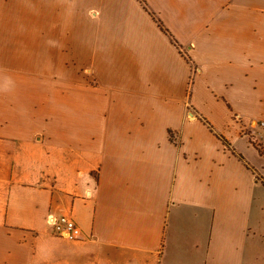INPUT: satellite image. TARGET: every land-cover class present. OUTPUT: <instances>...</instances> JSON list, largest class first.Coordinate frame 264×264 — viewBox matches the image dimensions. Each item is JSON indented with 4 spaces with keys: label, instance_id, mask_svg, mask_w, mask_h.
<instances>
[{
    "label": "crops",
    "instance_id": "0c3cea01",
    "mask_svg": "<svg viewBox=\"0 0 264 264\" xmlns=\"http://www.w3.org/2000/svg\"><path fill=\"white\" fill-rule=\"evenodd\" d=\"M143 1L0 0V264H264V0Z\"/></svg>",
    "mask_w": 264,
    "mask_h": 264
},
{
    "label": "built area",
    "instance_id": "2783aa9c",
    "mask_svg": "<svg viewBox=\"0 0 264 264\" xmlns=\"http://www.w3.org/2000/svg\"><path fill=\"white\" fill-rule=\"evenodd\" d=\"M49 222L52 227L53 234L58 238L67 239L70 241L84 239L82 229L77 224V222L71 217H51Z\"/></svg>",
    "mask_w": 264,
    "mask_h": 264
},
{
    "label": "trees",
    "instance_id": "16d2710c",
    "mask_svg": "<svg viewBox=\"0 0 264 264\" xmlns=\"http://www.w3.org/2000/svg\"><path fill=\"white\" fill-rule=\"evenodd\" d=\"M139 1H140V3L143 5V7L146 8L145 2H144L143 0H139ZM146 10H147V9H146ZM151 15L153 16L154 20L156 21V23L158 24V26L160 27V29H161L166 35H168V36L170 37V40H171L175 45H177L176 41L173 39V37L171 36V34L169 33V31H168L166 28H164V26L162 25V23L160 22V20L157 19L153 14H151ZM177 46H178V45H177ZM178 47H179V46H178ZM199 119H200L202 122H204V124L209 128V130H210L211 132L214 133L212 126H211V125H210V124H209L204 118L199 117ZM169 135H170V139H172L173 137H172V133H171V132H169ZM216 136H217L220 140H222V142L224 143V145H225L226 147H229L228 142H227L222 136L217 135V134H216ZM256 148H257V150L259 151V153L262 154L261 151H260V149H259V147L256 146ZM238 158H239L240 160L244 161V158H243L241 155H238ZM261 183H262V185H263V187H264V180H261Z\"/></svg>",
    "mask_w": 264,
    "mask_h": 264
},
{
    "label": "rangeland",
    "instance_id": "374dc122",
    "mask_svg": "<svg viewBox=\"0 0 264 264\" xmlns=\"http://www.w3.org/2000/svg\"><path fill=\"white\" fill-rule=\"evenodd\" d=\"M258 178L261 179V180H264V176H260ZM257 214H258L257 216L259 218L263 219V221L261 222V225L260 226H261V230H263V232H264V208H263V211H258Z\"/></svg>",
    "mask_w": 264,
    "mask_h": 264
},
{
    "label": "water",
    "instance_id": "95a60500",
    "mask_svg": "<svg viewBox=\"0 0 264 264\" xmlns=\"http://www.w3.org/2000/svg\"><path fill=\"white\" fill-rule=\"evenodd\" d=\"M256 182H258V180H256Z\"/></svg>",
    "mask_w": 264,
    "mask_h": 264
}]
</instances>
